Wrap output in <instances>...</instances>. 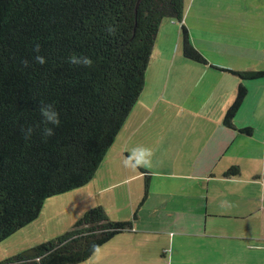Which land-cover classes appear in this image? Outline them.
Masks as SVG:
<instances>
[{
  "label": "trees",
  "instance_id": "obj_1",
  "mask_svg": "<svg viewBox=\"0 0 264 264\" xmlns=\"http://www.w3.org/2000/svg\"><path fill=\"white\" fill-rule=\"evenodd\" d=\"M185 14V0H0V243L36 222L52 199L93 181L144 92L164 21L182 27L184 57L206 65L182 25ZM71 53L88 56L92 67L70 66ZM231 73L264 79V71ZM247 95L240 85L225 127L234 129ZM42 101L54 103L61 120L46 141ZM29 125L34 132L26 140L20 129ZM239 174L238 167L226 173ZM129 230L98 206L67 232L0 264H84Z\"/></svg>",
  "mask_w": 264,
  "mask_h": 264
},
{
  "label": "crops",
  "instance_id": "obj_2",
  "mask_svg": "<svg viewBox=\"0 0 264 264\" xmlns=\"http://www.w3.org/2000/svg\"><path fill=\"white\" fill-rule=\"evenodd\" d=\"M201 1L185 0L182 25L189 41L199 52L200 46L211 52L223 51L232 39L222 37L218 48L209 32L200 35L190 25L192 17L202 18L197 13L202 14L203 9L194 11ZM249 1L241 0L239 6L235 3L234 12L224 15L236 19L244 14V8L239 7ZM214 3L211 0L210 5ZM164 22L158 36L165 37L168 48L177 52L176 58L181 51L182 62L195 72V76H174L173 104L169 105L176 108V117L188 114L201 123L194 129L186 123L163 125L156 132L148 122L162 100L151 102L153 107H146L149 112L141 117V110L135 107L93 181L76 191L89 202V208L70 209L77 222L99 206L112 222L130 223L131 230L116 236L84 264H264V83L249 111L251 122L239 120L241 108L234 129L225 127L224 116L240 85L248 90L243 106L251 98L248 85L231 73L242 70L211 61L201 52L206 65L187 60L182 27L175 21ZM211 71H225L234 78L227 82L221 75L207 77ZM203 86H208L206 95L198 99L193 92L205 90ZM178 91L183 92L182 97ZM192 99L194 105L190 102L186 111L185 101ZM244 129L251 133L241 132ZM164 142L166 152L160 151ZM109 160L113 163L109 180L100 187V170ZM232 167L239 168V176L226 175ZM144 171L149 173L148 179Z\"/></svg>",
  "mask_w": 264,
  "mask_h": 264
},
{
  "label": "rangeland",
  "instance_id": "obj_3",
  "mask_svg": "<svg viewBox=\"0 0 264 264\" xmlns=\"http://www.w3.org/2000/svg\"><path fill=\"white\" fill-rule=\"evenodd\" d=\"M240 1L241 0H212L213 3L215 2L213 5H210L211 0H207L206 5L204 0L200 3L197 2L194 11L196 13L198 10L203 9L202 14H200L199 11L197 13L202 15V18L199 21V19L192 17L190 25L195 33L200 32V35L205 31L209 32V37L217 43L218 48L220 47L218 42L222 40V37L232 39L230 45L224 44L226 48L223 47V51L218 49V52H211L208 48H201L200 46V52L204 57L206 56L211 61L226 62L242 71H264V0H252V2L249 1V3H244L242 7H239L244 8V14L241 16L239 15L236 19L232 18L230 15H224L225 13H233L234 8L237 7L235 3L239 6L240 4H238V2ZM217 15L222 20H219ZM165 41L166 39L162 34L158 36L157 43L152 52L151 63L146 76V86L137 104L138 110L140 109L142 114L140 117L143 116L145 112H149L146 107L149 106V109L152 108L153 105L150 103L152 102L154 104V101L159 98V101H162L157 109L155 108L156 111L154 112L153 109L151 112L153 116L148 122L150 127H153V129L158 132L163 125L186 123L187 126H191L192 129H194L197 124V127L200 125V120L195 118V116L191 117L188 114L176 117V108L171 106L173 104L172 84L174 76H177L178 78H182L185 75L195 76V72H193L194 67L189 71L188 65L181 60L182 52L180 51L178 58H176L177 52L175 51L172 53V49L168 48ZM241 52L244 56L243 54L241 56ZM236 53L238 58H236ZM218 75L226 77L227 82L234 78L231 73L225 71L218 74L211 71L208 73L207 77ZM262 83H264V79H261L259 82L244 81V84L246 86L248 85L250 88L251 100H247V103L242 107L243 114L239 116V120L245 119L249 121L251 117L249 111L256 103V99L259 97L258 95H260L263 90V86H261L263 85ZM203 87L205 90H202L201 88L200 91L199 89H196V92H193V95L198 99H200L202 95H206V93H203L208 86ZM160 94H165L164 98H162ZM178 94L179 97H182L183 92L178 91ZM166 102L168 105H166ZM190 102L193 104V99L191 101H185L186 111L188 110L187 106ZM169 103L171 105H169ZM196 103L197 101H195V104ZM163 110L164 114L162 112ZM163 145L164 146L160 151L166 152L168 150L166 142H164ZM137 158L140 159V157ZM151 160H153L154 163L155 158L153 157ZM111 164L113 163L109 160L100 170V179L103 183L100 187L105 184L104 182L109 180L110 174L108 173V170L111 169ZM77 193L78 192H73L52 199L44 206L43 211L36 222L18 232L8 240L0 243V262L16 256L36 245L47 242L53 239H49L51 236H57L56 234L59 232H67V230L74 226L76 223V220L74 221V215H76V213L71 212L70 209L72 207H78V209H81L82 207H88L89 204V202L84 200V197L77 196L79 195Z\"/></svg>",
  "mask_w": 264,
  "mask_h": 264
},
{
  "label": "clouds",
  "instance_id": "obj_4",
  "mask_svg": "<svg viewBox=\"0 0 264 264\" xmlns=\"http://www.w3.org/2000/svg\"><path fill=\"white\" fill-rule=\"evenodd\" d=\"M39 50H40L39 44L35 45L33 51L35 53H39ZM34 60L39 65H44L46 63L45 58L38 54L34 56ZM66 62L70 66H76V67L90 68L93 65V61L91 58L83 54H76V53L69 54ZM21 64L24 67H29L27 61H21ZM38 111L40 115V125H42L39 126L40 136L42 140L46 141L49 137L54 135V129L60 126L61 124L60 114L56 110L54 103H45L43 101L40 102ZM20 131L24 136V138L27 140V139H31L34 129L31 125H29L26 127H22Z\"/></svg>",
  "mask_w": 264,
  "mask_h": 264
}]
</instances>
